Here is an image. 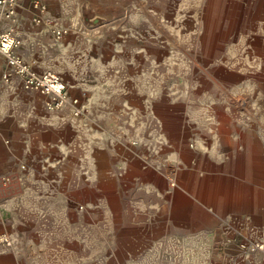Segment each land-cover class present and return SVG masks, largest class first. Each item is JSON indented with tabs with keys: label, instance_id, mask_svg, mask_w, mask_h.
Segmentation results:
<instances>
[{
	"label": "crops",
	"instance_id": "0c3cea01",
	"mask_svg": "<svg viewBox=\"0 0 264 264\" xmlns=\"http://www.w3.org/2000/svg\"><path fill=\"white\" fill-rule=\"evenodd\" d=\"M46 3L20 52L81 111L0 52V264H264V0Z\"/></svg>",
	"mask_w": 264,
	"mask_h": 264
},
{
	"label": "built area",
	"instance_id": "2783aa9c",
	"mask_svg": "<svg viewBox=\"0 0 264 264\" xmlns=\"http://www.w3.org/2000/svg\"><path fill=\"white\" fill-rule=\"evenodd\" d=\"M34 13L32 20L41 21L38 12L47 9L46 0H31ZM22 0H0V52L3 54L6 67L1 73V78L9 82L14 75L21 77L23 86L28 90L38 91L47 96L46 107L50 110L60 109L68 102L75 105L74 114H79L81 107L79 98H70L67 86L63 78L54 70H38L27 61L20 47L22 39L18 34V23L20 21V6ZM6 22L7 25H4ZM53 31L57 38L67 31V28L54 27ZM25 165H22L24 168ZM22 187V175L19 171L0 174V192L14 193L15 189ZM231 237L228 239L231 241ZM245 251H256L264 249V241L256 238L251 241L239 243Z\"/></svg>",
	"mask_w": 264,
	"mask_h": 264
},
{
	"label": "rangeland",
	"instance_id": "374dc122",
	"mask_svg": "<svg viewBox=\"0 0 264 264\" xmlns=\"http://www.w3.org/2000/svg\"><path fill=\"white\" fill-rule=\"evenodd\" d=\"M19 24V23H18ZM4 25H7L6 24V22L4 23ZM260 73H264V72H260ZM259 75H261V74H259ZM264 75V74H263ZM256 82V85H257V87H260V86H264V79L263 78H261L260 76H259V78L255 81ZM242 234H245V235H248V232L247 231H245V230H240L239 232H237V233H235L234 235H231L230 237L232 238V240H234L235 238H236V235H242ZM230 237H228V238H230ZM256 238H259V237H256ZM256 238H247V239H244V241H251V240H253V239H256ZM259 239H261V238H259ZM262 240V239H261ZM2 243H3V241H1ZM5 242L6 243H9V241L8 240H5ZM241 242V241H240ZM239 242V243H240ZM240 248H241V246H239ZM237 249H238V247H237ZM242 249V248H241ZM244 250V249H243ZM245 251V250H244ZM257 251V250H256ZM238 252V251H237ZM246 252H255V251H245V253ZM227 253H229V251L227 252ZM233 254L235 253V251H233L232 252Z\"/></svg>",
	"mask_w": 264,
	"mask_h": 264
}]
</instances>
